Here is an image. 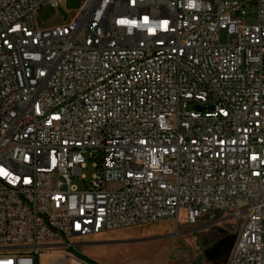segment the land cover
<instances>
[{
    "label": "built area",
    "instance_id": "obj_1",
    "mask_svg": "<svg viewBox=\"0 0 264 264\" xmlns=\"http://www.w3.org/2000/svg\"><path fill=\"white\" fill-rule=\"evenodd\" d=\"M44 4L0 0V264L182 212L241 221L225 264H264V0H85L41 28Z\"/></svg>",
    "mask_w": 264,
    "mask_h": 264
},
{
    "label": "rangeland",
    "instance_id": "obj_2",
    "mask_svg": "<svg viewBox=\"0 0 264 264\" xmlns=\"http://www.w3.org/2000/svg\"><path fill=\"white\" fill-rule=\"evenodd\" d=\"M84 1L58 0V7L41 5L36 10V24L49 28L65 23ZM245 1L249 4V0ZM250 18L255 21V14ZM221 41H226L223 33ZM93 172L90 162L81 169L87 180ZM71 181L83 187L81 180L72 178ZM240 223L229 217H219L214 222L202 217L189 225L182 212L177 221L165 219L74 238L71 240L74 245L66 249L42 250L38 264H50L65 253L93 264H225L229 251L226 249L231 247L229 243L235 238Z\"/></svg>",
    "mask_w": 264,
    "mask_h": 264
},
{
    "label": "trees",
    "instance_id": "obj_3",
    "mask_svg": "<svg viewBox=\"0 0 264 264\" xmlns=\"http://www.w3.org/2000/svg\"><path fill=\"white\" fill-rule=\"evenodd\" d=\"M233 240H234V237H233V239L230 241V245H231V243H233ZM230 247V246H229ZM229 247L226 249V252L229 250Z\"/></svg>",
    "mask_w": 264,
    "mask_h": 264
},
{
    "label": "crops",
    "instance_id": "obj_4",
    "mask_svg": "<svg viewBox=\"0 0 264 264\" xmlns=\"http://www.w3.org/2000/svg\"><path fill=\"white\" fill-rule=\"evenodd\" d=\"M93 264V263H92Z\"/></svg>",
    "mask_w": 264,
    "mask_h": 264
}]
</instances>
